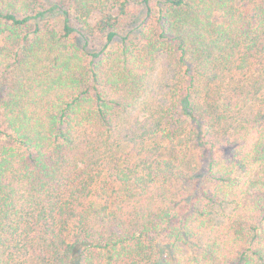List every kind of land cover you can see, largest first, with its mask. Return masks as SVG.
Wrapping results in <instances>:
<instances>
[{
	"label": "trees",
	"instance_id": "trees-1",
	"mask_svg": "<svg viewBox=\"0 0 264 264\" xmlns=\"http://www.w3.org/2000/svg\"><path fill=\"white\" fill-rule=\"evenodd\" d=\"M0 264H264V0H0Z\"/></svg>",
	"mask_w": 264,
	"mask_h": 264
},
{
	"label": "rangeland",
	"instance_id": "rangeland-1",
	"mask_svg": "<svg viewBox=\"0 0 264 264\" xmlns=\"http://www.w3.org/2000/svg\"><path fill=\"white\" fill-rule=\"evenodd\" d=\"M231 212V206L226 205L224 207L215 206L214 208V220L223 219Z\"/></svg>",
	"mask_w": 264,
	"mask_h": 264
}]
</instances>
